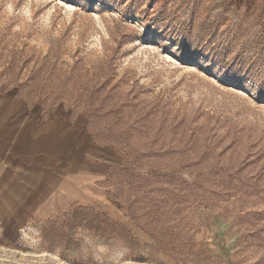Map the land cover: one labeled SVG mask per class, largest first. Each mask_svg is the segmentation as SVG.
<instances>
[{
  "label": "rangeland",
  "instance_id": "obj_1",
  "mask_svg": "<svg viewBox=\"0 0 264 264\" xmlns=\"http://www.w3.org/2000/svg\"><path fill=\"white\" fill-rule=\"evenodd\" d=\"M0 264H264V0H0Z\"/></svg>",
  "mask_w": 264,
  "mask_h": 264
},
{
  "label": "bare ground",
  "instance_id": "obj_2",
  "mask_svg": "<svg viewBox=\"0 0 264 264\" xmlns=\"http://www.w3.org/2000/svg\"><path fill=\"white\" fill-rule=\"evenodd\" d=\"M74 166V165H73Z\"/></svg>",
  "mask_w": 264,
  "mask_h": 264
}]
</instances>
